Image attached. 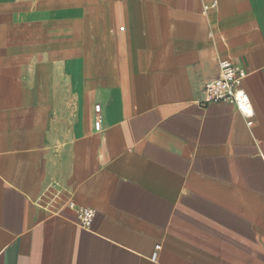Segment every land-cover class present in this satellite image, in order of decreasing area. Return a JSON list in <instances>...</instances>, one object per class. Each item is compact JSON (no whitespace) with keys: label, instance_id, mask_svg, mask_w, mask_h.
<instances>
[{"label":"crops","instance_id":"0c3cea01","mask_svg":"<svg viewBox=\"0 0 264 264\" xmlns=\"http://www.w3.org/2000/svg\"><path fill=\"white\" fill-rule=\"evenodd\" d=\"M0 264H264V0H0Z\"/></svg>","mask_w":264,"mask_h":264},{"label":"built area","instance_id":"2783aa9c","mask_svg":"<svg viewBox=\"0 0 264 264\" xmlns=\"http://www.w3.org/2000/svg\"><path fill=\"white\" fill-rule=\"evenodd\" d=\"M248 72L235 64L231 59H223L220 62L219 76L206 85L207 101H227L235 104L238 109L248 118L254 116V107L250 95L243 87ZM97 119L95 127L97 130L102 128V118L100 116L101 105L95 106ZM70 206L76 208L80 225L90 228L95 217L96 211L89 207H77L74 202ZM158 244L156 249H160ZM157 254L153 258L156 260Z\"/></svg>","mask_w":264,"mask_h":264}]
</instances>
